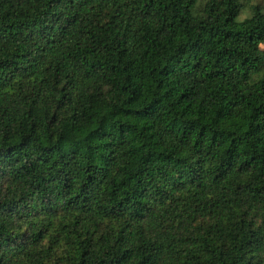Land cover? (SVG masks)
<instances>
[{
	"label": "clouds",
	"instance_id": "obj_1",
	"mask_svg": "<svg viewBox=\"0 0 264 264\" xmlns=\"http://www.w3.org/2000/svg\"><path fill=\"white\" fill-rule=\"evenodd\" d=\"M0 264H264V0H0Z\"/></svg>",
	"mask_w": 264,
	"mask_h": 264
}]
</instances>
